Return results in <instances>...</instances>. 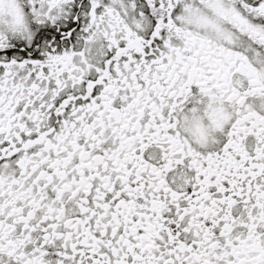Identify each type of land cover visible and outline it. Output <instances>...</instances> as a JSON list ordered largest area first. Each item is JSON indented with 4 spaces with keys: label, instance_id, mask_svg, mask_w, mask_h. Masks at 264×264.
<instances>
[{
    "label": "snow or ice",
    "instance_id": "snow-or-ice-1",
    "mask_svg": "<svg viewBox=\"0 0 264 264\" xmlns=\"http://www.w3.org/2000/svg\"><path fill=\"white\" fill-rule=\"evenodd\" d=\"M0 264H264V0H0Z\"/></svg>",
    "mask_w": 264,
    "mask_h": 264
}]
</instances>
